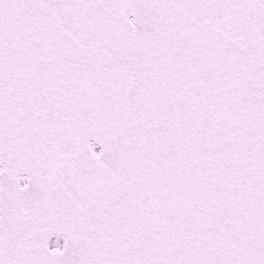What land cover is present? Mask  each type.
Returning <instances> with one entry per match:
<instances>
[{
    "label": "snow or ice",
    "instance_id": "1",
    "mask_svg": "<svg viewBox=\"0 0 264 264\" xmlns=\"http://www.w3.org/2000/svg\"><path fill=\"white\" fill-rule=\"evenodd\" d=\"M0 264H264V0H0Z\"/></svg>",
    "mask_w": 264,
    "mask_h": 264
}]
</instances>
